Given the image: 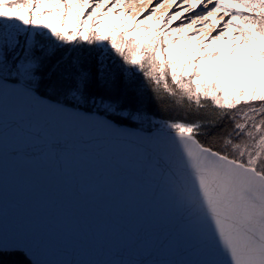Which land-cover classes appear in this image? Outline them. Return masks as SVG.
I'll return each mask as SVG.
<instances>
[{
	"label": "snow or ice",
	"instance_id": "6c2138e0",
	"mask_svg": "<svg viewBox=\"0 0 264 264\" xmlns=\"http://www.w3.org/2000/svg\"><path fill=\"white\" fill-rule=\"evenodd\" d=\"M183 2L187 8L169 14V0H156L143 19L132 16L133 7L120 20L131 29L117 35L116 27L105 30L106 21L118 8L124 14L125 0H0V102L14 95L73 119L95 110L139 129L136 135L105 125L142 149L158 195L198 237L206 264H264V0ZM201 5L190 23L166 31ZM217 13L228 17L208 25L218 34L193 46L198 60L181 63L188 49L172 50L194 37L173 34ZM129 31L144 35L126 40ZM221 41L230 47L229 59H221L225 74L216 69L209 82L201 61L222 57V49L207 51ZM232 58L240 62L241 83H230ZM41 86L56 93L50 99L63 95L67 107L45 104ZM32 255L23 240L0 236V264L9 256L35 264Z\"/></svg>",
	"mask_w": 264,
	"mask_h": 264
},
{
	"label": "water",
	"instance_id": "95a60500",
	"mask_svg": "<svg viewBox=\"0 0 264 264\" xmlns=\"http://www.w3.org/2000/svg\"><path fill=\"white\" fill-rule=\"evenodd\" d=\"M78 115L14 95L0 102V236L27 243L35 264H206L198 237L158 195L142 149L105 125L139 129Z\"/></svg>",
	"mask_w": 264,
	"mask_h": 264
},
{
	"label": "bare ground",
	"instance_id": "6f19581e",
	"mask_svg": "<svg viewBox=\"0 0 264 264\" xmlns=\"http://www.w3.org/2000/svg\"><path fill=\"white\" fill-rule=\"evenodd\" d=\"M112 3H114V0H111ZM206 2V0H205ZM126 7L124 9V14L122 15L120 13V9L118 8L115 13L110 16L107 21H106V26L109 28L116 27L120 32L125 30V27L128 29H131L132 25L129 23L126 26L120 25V20L124 18L128 14V12L131 11L133 7H135V12L132 13V16H136L137 13H139V16L137 17L138 19H143L144 16L150 14L151 8L155 6L156 0H152V3L149 4V0H125ZM169 4H171V0H169ZM169 4L165 5V9L168 11L169 14L178 12V11H183L184 8H187L188 5L183 2V0H176L175 4H171L169 7ZM209 8H211V5H208ZM203 6L201 5L200 7H197L196 9L190 10L188 12H184L183 15L179 20H175L172 22V24L168 25V28L166 29H172L179 27L182 23L187 24L191 22V19L202 10ZM165 9H161L160 12L156 13V16L159 17ZM221 17H223V20H227L228 17L223 16V13H217L215 14L214 18H210L208 21H200L198 22L193 29H189L187 32L183 34H173L172 39H181L182 36H192L194 37L193 40L187 42V43H180L178 44L172 51L174 52H179L182 49H188V51L184 52L185 55H192L194 58L197 56H200L201 53L199 51H193V46L198 44L200 40H205V37L208 36V33L211 32V35H216L218 34V28H210L208 25L211 23H215L216 20H220ZM48 19H52L49 17ZM131 19V17H129ZM97 23L101 22V18H98ZM149 26L152 28H155V25L152 24V22H148ZM220 26L222 27V21ZM160 27H163V25H160ZM199 33V39H195L197 34ZM128 38H133V37H141L144 35L143 32H128ZM210 42V37L208 40H205V43ZM222 49V57L217 58V60H226L229 59V51L230 47L229 45L225 44L223 41L218 42L215 45L209 46L207 49L208 52H212L214 49Z\"/></svg>",
	"mask_w": 264,
	"mask_h": 264
},
{
	"label": "rangeland",
	"instance_id": "374dc122",
	"mask_svg": "<svg viewBox=\"0 0 264 264\" xmlns=\"http://www.w3.org/2000/svg\"><path fill=\"white\" fill-rule=\"evenodd\" d=\"M108 6H110V5H107L106 7H108ZM98 18H100V17H97V19ZM107 28H109V27L106 26L105 30H107ZM119 32H120V30H118L117 35L119 34ZM128 35L125 37L126 40L127 39H130V38H128ZM199 57L200 56H197L196 58H194L191 54L190 55H185L183 53V55H181L179 57V59H180L181 63H183L186 60H188L189 58H191L192 60L195 61V60H198ZM226 60H228V59H226ZM201 64L206 65L208 67V80H209V82H211L214 79L215 70L216 69H219L220 70L221 75H224L225 74L226 66L223 63H221V60L219 61V60L216 59V60H209V61H201ZM231 64H232L233 68L237 69V71H232L231 72L232 79L230 80V83H241L242 80L244 79V77H242V74L238 71V69L240 67V62L237 59L232 58L231 59ZM126 67H131V66H126ZM40 90L41 91L42 90H47L48 92L49 91H52L47 86H41L40 87ZM52 92H54V91H52ZM38 93L40 94V92H38ZM59 97H64V96L63 95H60ZM48 98H50V97H48ZM53 100H56V101H59V102H62L63 103V101H60V99L59 100L53 99ZM93 111H95V110H93Z\"/></svg>",
	"mask_w": 264,
	"mask_h": 264
},
{
	"label": "trees",
	"instance_id": "16d2710c",
	"mask_svg": "<svg viewBox=\"0 0 264 264\" xmlns=\"http://www.w3.org/2000/svg\"><path fill=\"white\" fill-rule=\"evenodd\" d=\"M40 93L43 92L44 93V96H47V97H52L54 95H56V93L52 92V91H47V90H40L39 91ZM60 101H63L64 102V97H57V100ZM157 118H161L159 115L157 116ZM29 259V258H27ZM6 260L8 262V264H22V262L25 260V257H22V256H9V257H6Z\"/></svg>",
	"mask_w": 264,
	"mask_h": 264
}]
</instances>
